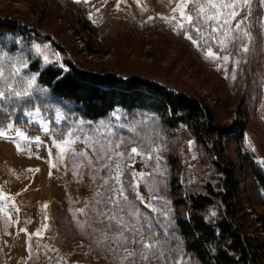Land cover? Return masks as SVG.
<instances>
[{"label": "rangeland", "instance_id": "rangeland-1", "mask_svg": "<svg viewBox=\"0 0 264 264\" xmlns=\"http://www.w3.org/2000/svg\"><path fill=\"white\" fill-rule=\"evenodd\" d=\"M205 2L187 0L182 15L174 11L181 0H0V19L17 21L31 38V45L4 38V51L28 62V68L14 77L16 87L23 90V78H32L28 69L33 61L42 68L71 61L87 71L151 79L203 101L213 108L219 124L243 127L240 144L234 135L223 139L226 156L237 163L238 150L255 151L264 172V0H250L241 9L229 25L233 31L228 39L217 21L198 14L197 5ZM240 19L241 30L251 38H240L235 31ZM33 44L41 45V52ZM209 48L215 57L207 55ZM225 55L227 61L222 59ZM3 68L9 78L10 64ZM36 79L30 96L45 111L37 113L35 108L31 116L25 115V128L11 118L0 137V264H128L122 246L140 251L142 245L125 239L130 232L124 225L137 221L142 227L136 239L157 243L164 257H173L169 249L177 243L172 235L144 237L150 224L146 210L158 214L162 204H170L165 160H177L174 178L182 190L187 180L193 190L204 194V187L208 183L217 187L221 176L211 160L202 157L189 131L179 126L155 138L148 127L152 117L116 109L98 122L67 125L72 129L65 137L69 143L56 141L48 110L54 109L57 129L67 121L61 112L57 120V108ZM41 120L47 122L49 133L42 131ZM17 130L28 139L18 136ZM120 185L124 192L117 198L126 197L127 203L119 204L124 225L117 232L105 228L107 221L101 223L98 214L117 207L105 202L110 190ZM244 186L258 214L264 216L262 193L254 180L247 176ZM169 264L194 263L180 257Z\"/></svg>", "mask_w": 264, "mask_h": 264}, {"label": "trees", "instance_id": "trees-1", "mask_svg": "<svg viewBox=\"0 0 264 264\" xmlns=\"http://www.w3.org/2000/svg\"><path fill=\"white\" fill-rule=\"evenodd\" d=\"M0 34H6V37L0 35V39L16 38L31 45L28 32L15 20L0 19ZM64 65L67 70L61 71L57 66L42 68L33 61L28 69L33 74L39 72L36 85L47 89L50 102L60 109L67 121L57 129L54 109L48 110L51 133L56 141L65 139L71 124L98 122L121 109L132 116L152 117L148 127L154 131L155 138L165 129L184 126L202 157L210 159V164L221 175L218 186L208 183L204 194L193 190L187 180L182 190L174 178L177 160L167 158L165 181L170 204H162L163 209L158 214L146 210L152 228L144 237L153 240L172 235L177 243L169 249L174 251L172 263L183 257L194 264H264V216L258 214L244 186L247 176L254 180L256 189L262 193L259 203L264 208V172L256 163L255 151L238 150L236 163L226 156L223 143V139L234 135L236 143L240 144L243 127L219 124L213 108L203 101L171 91L151 79L138 76L123 79L111 72L87 71L71 61H65ZM8 82L16 87L14 78ZM1 84L0 90L7 96L6 86ZM35 108L45 111L33 94L32 98L29 94L20 100L18 105L5 104L4 111H0V129H4L11 118H16L17 125L25 128V113ZM61 131L63 136L57 134ZM161 262L159 264L165 261Z\"/></svg>", "mask_w": 264, "mask_h": 264}, {"label": "snow or ice", "instance_id": "snow-or-ice-1", "mask_svg": "<svg viewBox=\"0 0 264 264\" xmlns=\"http://www.w3.org/2000/svg\"><path fill=\"white\" fill-rule=\"evenodd\" d=\"M76 2H79V0H76ZM249 2L250 0H206L205 3L197 5L199 9L198 14H203L206 20L217 21V26L224 31L225 38L228 39L230 38L228 34L233 31V29L230 28L229 25L231 24L232 20L235 19L240 14L241 9H246L248 7ZM186 4H187V0H181L178 9H174V11L179 10L183 15V10ZM209 13H211V15H209ZM187 19L191 20V17L189 16L187 17ZM243 22H244L243 19L236 21L235 31L237 33H240V38H251L250 33L248 31L241 30V25L243 24ZM175 30L176 29L174 28L173 31ZM0 35L6 37V34H0ZM184 35L187 36V38L191 40L193 44L197 43L196 40H192V37L189 36L187 32H185ZM220 43L221 45H223L224 40H221ZM4 45H5V40L0 39V80L3 81L7 89V96L5 95L4 90H0V101L4 102L3 104H0V111H4L5 104L18 105L20 100L28 97L30 94V90L35 84L36 76L39 75V72H37L33 74L32 78L24 77L23 78L24 88L22 91H18L17 87L19 85L17 87H14L12 83L8 82V80L10 78L16 77L21 69H27L28 62L26 59L22 57L17 59L15 57L9 56L8 53L4 51ZM32 47L35 49L36 52H41V45L33 44ZM243 51L245 52L248 51L247 45H243ZM207 55L215 57L216 53H214L212 49L209 48L207 50ZM43 59L45 62H48V57L46 55L43 57ZM222 59L224 61H227L229 57L225 55L222 57ZM6 62L10 64V68H11L9 78L4 77L3 65ZM17 65H19V67ZM60 68L61 71H66V68L63 64L60 65ZM43 91L47 92V89H43ZM36 112L39 113L40 109L36 108ZM25 114L28 116L32 115L30 111H26ZM56 116H57V120L61 118V113L59 108H57ZM40 125L44 133H49V127L46 126L47 125L46 121L41 120ZM7 127L11 129L12 125L9 124ZM68 131L71 133L72 129H69ZM57 134L63 136L64 132L61 131ZM17 135L23 139H28V137H26L22 131L17 130ZM4 136H5L4 130L0 129V137H4ZM244 139L245 142H247L246 134ZM35 140L36 142H39L40 137L39 136L35 137ZM64 143L65 144L69 143V140L65 139ZM189 143L191 144L192 142ZM57 146L59 147L60 145L58 144ZM61 151H63V148H61ZM132 152L136 153L137 149L133 148ZM110 192L111 195L109 197V200L105 203L108 205H116L117 207L114 209L106 208L105 211L99 213L98 216L102 217V219L100 220L101 223H103V221H107L105 228H107L108 230H112L113 228H116L117 232H121L122 231L121 225H124V220L122 215L124 209L120 208L119 204L122 202L127 203V198L125 197L123 201L117 198L116 194H120L121 196L123 195L124 188L122 185L115 187L114 189L110 190ZM0 196H2V194H0ZM114 220L117 221L115 225L112 223V221ZM124 227L130 232V237H126L125 239L130 240L131 243L142 245V249L140 251H136L135 249L132 251H128L126 247L122 246V250L125 253L124 259L128 261V264H151L152 259H156L158 264L161 259L165 261V264H169L170 260L175 259L174 257H164L163 253L161 252V248L157 246V243H153L149 245L148 243H145L142 239L141 240L136 239V237L139 236L141 233L142 226L139 224V221H137L135 224L124 225ZM147 227L151 231L152 225L148 224Z\"/></svg>", "mask_w": 264, "mask_h": 264}]
</instances>
